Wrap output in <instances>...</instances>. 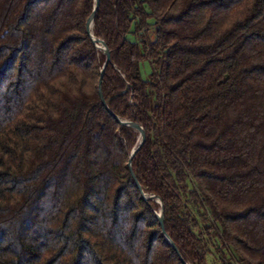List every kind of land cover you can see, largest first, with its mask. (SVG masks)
Instances as JSON below:
<instances>
[{"label":"trees","instance_id":"obj_1","mask_svg":"<svg viewBox=\"0 0 264 264\" xmlns=\"http://www.w3.org/2000/svg\"><path fill=\"white\" fill-rule=\"evenodd\" d=\"M94 8L0 0V264H264V0H100L118 118Z\"/></svg>","mask_w":264,"mask_h":264},{"label":"water","instance_id":"obj_2","mask_svg":"<svg viewBox=\"0 0 264 264\" xmlns=\"http://www.w3.org/2000/svg\"><path fill=\"white\" fill-rule=\"evenodd\" d=\"M99 2L100 0H95V8H94V11L92 13V15L89 17L88 19V22H87V30H88V33L89 35L92 37L93 41L95 42L96 46L103 50V52L105 53L106 55V59H105V62H104V65H103V68L101 70V75H100V78H99V82H98V91H99V95H100V98L103 102V104L106 106L107 109L108 108V105H107V101L105 100V97L103 95V91H102V81H103V75H104V71H105V68L107 67V65L111 62V51L109 50V48L107 47L105 41L103 39H100V38H97L94 36L93 34V27H94V19H95V14H96V11L99 7ZM110 110V109H109ZM110 112L112 114H114L111 110ZM115 115V114H114ZM116 116V115H115ZM117 117V116H116ZM118 118V117H117ZM120 120V119H119ZM122 124H125V125H130L132 126L133 128H135V130H137L139 132V142L137 144V146H135L133 148V150L131 151V155H130V158H129V161H128V164L130 166V169H131V172H132V175L134 177V179L136 180V185L140 188L143 196L148 199V198H154L156 197L154 194H146L140 183L138 182L137 178H136V175L134 173V171L132 170V158L133 156L136 154V152L139 150V148L144 144L145 140H146V132L143 128L142 125L138 124V123H135V122H131V121H124V120H120ZM156 201L158 203L161 204V209L159 212H157V217L159 218V221H160V224L162 226V231H163V234L165 236V238L169 241V243L175 248V250L178 252V254H180L179 252V249L177 248L176 244L173 242V240L170 238L169 234L167 233L166 229H165V219H164V206H163V203H162V200L157 197L156 198ZM181 256V255H180ZM181 259L183 260V258L181 257ZM184 261V260H183ZM185 262V261H184ZM185 264H187L185 262Z\"/></svg>","mask_w":264,"mask_h":264},{"label":"rangeland","instance_id":"obj_3","mask_svg":"<svg viewBox=\"0 0 264 264\" xmlns=\"http://www.w3.org/2000/svg\"><path fill=\"white\" fill-rule=\"evenodd\" d=\"M151 71V66L148 62L142 66L143 76L146 77ZM219 253H217L214 247L211 246V253L209 254V260L211 264H220Z\"/></svg>","mask_w":264,"mask_h":264}]
</instances>
